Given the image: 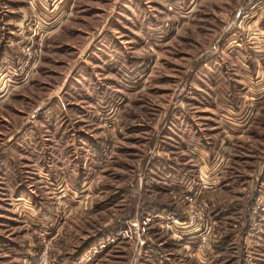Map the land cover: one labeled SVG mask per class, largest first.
Segmentation results:
<instances>
[{
  "label": "rangeland",
  "instance_id": "1",
  "mask_svg": "<svg viewBox=\"0 0 264 264\" xmlns=\"http://www.w3.org/2000/svg\"><path fill=\"white\" fill-rule=\"evenodd\" d=\"M248 1L252 0H70L71 15L58 30L35 29L29 12L25 18L31 22L21 24L19 32L0 34L4 41H22L23 63L28 52L37 59L22 83L9 88L11 92L25 87L20 95L13 94L0 105V150L15 157L6 162L1 156L0 166L12 168L11 177L22 174L12 179L23 185L1 196L0 210L6 215L0 218L15 225L2 226L9 255L0 257V264H24L28 258L12 256L10 249H15L11 244L24 247L26 237L39 241L33 248L40 252L47 244L55 248L49 259L58 264L60 252L72 253L91 243L92 253L98 252L90 264H122L128 242L103 246L115 238L98 240L110 236L101 234L106 227L128 213L144 224L149 211L140 210L147 202L168 204L180 213L185 188L169 193L163 188L168 179L158 178L157 171L185 158L183 150L189 145L184 133L170 138L166 123L177 109L193 104L188 102L201 84L207 90L199 93L206 100L209 87H214L213 100L207 104L215 108L209 118L199 110L191 114L199 120L195 131L201 140L190 145L198 147L203 158L202 153L207 154L200 167L208 169L196 182L189 177L183 184L193 183L192 192H199L194 205L211 206L214 201L213 209L218 208L213 213L210 208L209 217L228 243L217 264H264V55L253 49L259 46L252 43L251 34L257 35L248 29L264 22V0H255L260 10L245 19ZM17 3L29 10L26 2ZM4 16L0 14V21L11 32L17 18L3 20ZM51 90L58 95L47 102ZM95 101H100L98 112L91 110ZM36 105L61 111L63 125L73 127V140L64 142L57 128L54 144L44 137L33 144L8 143L23 118L20 112L29 113ZM78 108L88 110L90 120L96 121L80 124ZM80 125L97 139L94 146L81 142L76 134ZM42 171L51 177L38 179ZM260 202L262 211L257 210ZM32 213L45 216L47 223L49 215L54 224H32ZM255 225L258 233L250 234L249 227Z\"/></svg>",
  "mask_w": 264,
  "mask_h": 264
},
{
  "label": "crops",
  "instance_id": "2",
  "mask_svg": "<svg viewBox=\"0 0 264 264\" xmlns=\"http://www.w3.org/2000/svg\"><path fill=\"white\" fill-rule=\"evenodd\" d=\"M11 1H13V0H0V14H3V13L7 14V16H4L3 20L7 17H10V18H17L16 22H18L17 24H20V25L25 24V23H29V22H31L30 17H29V19H26L25 16L27 14H29V12H30V15L35 20L34 23H36V24H33L31 22L30 23L31 26H34L35 29H39V28L44 29L43 31L46 30V31L52 32V31L60 29V27L63 25V23L71 15V7H70V3H69L70 0H17L15 2H11ZM20 1H23L24 3L26 2L27 6L29 7V10H27V11L23 10L21 4L17 3ZM27 6H26V8H28ZM14 9H16V11ZM18 14H22V15L18 16ZM20 18H22L23 20L20 21ZM255 24H257V23L250 25L248 27V29L252 28V30L256 32L257 37L256 36L253 37L251 34V38L253 40H255L252 43L258 45L259 47H253V49H257L255 51H259V52L263 53L261 55V56H263L264 55V22L262 24H259V25H255ZM6 27H8V26H5L1 20L0 21V34L6 33V32H8V33L19 32V30H17L16 24H15V26H13L14 28L10 29L11 32H9V29ZM244 33H245V35H247L248 32H244ZM234 37H237V35H234ZM4 40L5 39L2 36H0V65L6 59H9L11 65H14L16 62H20L21 59H23V56L21 54V49H20V45L22 44V41L18 40V41L14 42V41H4ZM11 40H13V39H11ZM20 56H21V59H20ZM256 61H258V59H256ZM257 63H259V62H257ZM97 64H99V63L97 62ZM261 64H264V62H262ZM15 66H17V65H15ZM259 74H260V71H259ZM212 80L215 83V79L213 78ZM9 88H10V85H8V84H0V105L3 104L4 102H6L7 99L11 95H13V94L17 95L19 93V91L21 92L22 89H24L25 87L24 88L23 87L17 88L15 90H12L11 92L9 91ZM205 88H206V86L204 84L200 85L201 91L207 90V88L206 89ZM209 88H210V93H209L208 100L210 101V100H213L212 97H214V94H215L214 90L215 89H214V87L213 88L209 87ZM187 89L189 91H192L191 90L192 86L189 84L187 86ZM92 90L93 89H90L89 93H91ZM200 90L198 91V93H197V91L194 93L195 94L193 96L194 100L191 99L188 102V103L193 102L192 105L188 104L187 106L183 107L182 109H177L175 112V115H172L166 123L165 133L167 134V136H169L170 138H172V137L177 138V136L182 131V133H184V139H186L184 143L189 145V146L185 147L183 150V155H185V158L183 159V161H180V163H174V164L170 163L169 165H165V167H163L159 171H157V177L158 178L161 179L163 177L165 180L168 179V182L165 184V186L163 188L166 189V191H168L169 193L175 192V191L177 192L180 190L183 191V189L186 187V184L185 183L183 184V181L179 182V181L173 180L174 176H178L180 178L182 177L183 179L189 178V177L190 178L195 177L194 179H192V181L196 182L198 179V178L196 179V177H199L201 175L200 173H204L208 169L206 167L205 171H203L200 167L201 162L203 164H206L205 161L208 158L207 154L202 153L206 156V158H205V156L203 158L200 155L199 148L198 147L194 148L193 145H190L192 143L199 144V142L201 140V136H199L198 132L195 131L196 130L195 126L197 125V123H195V122H197L199 120L194 118L193 115L191 116V114L197 113L199 110L203 114L207 115L209 118L212 115V111L214 110L213 109L214 105H210V104L208 105L207 104L208 100L201 97V96H204L205 94H200L199 93ZM19 95H20V93H19ZM55 95H58V94H56V92L54 90H51L46 95L47 98L45 100L47 102H49L51 98L57 97ZM63 95L64 94H62V97H63ZM102 95H103V93L101 92V96ZM84 96H86V95H84ZM61 98L59 99V101L62 102ZM80 99H81V97H80ZM80 99H75V100H80ZM99 102L95 101L96 104L91 105L92 106L91 110H95L96 112H98L99 111L98 110L99 105H97V104ZM201 102H203L204 104ZM70 105H72V103L67 104V106H70ZM64 106H66V105H64ZM91 106H87V107H91ZM39 109H41V110H39ZM210 110H211V112H210ZM78 111L80 112L79 114H82V116L80 115L79 117L83 119L80 122V124L84 123L85 124L84 126L89 125V120L91 118L88 114L89 111L86 110V113H85V109L81 110V108H78ZM16 113L19 116V112L17 111ZM20 115L23 118H22L18 128L16 129L17 131H16L15 136L13 135L12 138L10 137L7 139L8 143L13 142L14 144H17L18 146L24 145V144H33V143H37L41 137H44V138H47V140L50 143L52 142L54 144L56 142V139H57V134H56L57 128H59L57 133H59L60 130H61V132H63L64 142L65 141L68 142L70 140H73V137L71 136V131H70V129H72L73 127L66 125V124L63 125L62 118H64V116L63 117L61 116V111H59L57 114L56 110L55 109L53 110V108H51V107L45 108V107L36 105L34 108H31L29 113H26V112L24 113L22 111V112H20ZM92 120L96 121V118H94V119L92 118L90 121H92ZM78 121H75V122L77 123ZM57 123H60L61 126L60 125L58 126ZM97 127L100 129V124L97 125ZM20 128H21V130H20ZM81 128H82V125H80V127L76 129V134L80 135L81 142L84 144H86L88 142L90 144H92V143L94 144V142L97 141V139L94 140V139L90 138L86 132H83V130H81ZM41 129H45V131H47L48 133L45 134L43 131H41ZM166 138H168V137H166ZM58 143H59V141H58ZM94 150L96 151L97 147H94ZM194 150H196V152H194ZM7 155H8L7 152H3L0 150V157L4 156L5 157L4 161L7 162V160H15V157L7 156ZM20 156H22V154H20ZM23 159L25 160V158H23V157L20 160L23 161ZM173 159L178 160L177 157H173ZM182 162H185L188 165L186 166ZM8 170H9L8 168L3 167L2 165L0 166V194H1L0 195V205H2L1 196H3L4 192H7L8 190H10L12 192L16 188L21 189V187L23 186L21 184V182L18 183V181L16 179L19 175L22 176V174H19V175L17 173H16V175L12 174V177H16L15 182H14V179H12V177L10 176V173H11L10 171L12 170V168H11V170H9V171ZM14 170H16V169H14ZM208 172L205 175L207 177H208ZM153 173H154L153 170L150 169V172L148 174L151 176V175H153ZM49 175H51V174H47V171H42V173L37 174V177L39 179L42 176L48 177ZM49 177H51V176H49ZM156 182H159V181L155 180V183ZM153 187H155V189H156V187H158V185L153 184ZM213 202H211V209H213ZM214 204H216V202ZM165 205H168V204H165ZM19 208H20V206H19ZM40 208H41V206L39 205V202H38L36 204L35 209L39 210ZM16 209H18V208H16ZM176 210H178V209H176ZM217 210H218V208H216V209L214 208L212 210V213L216 212ZM140 212L142 213L145 211H144V209L141 208ZM163 212L174 215L172 213L167 212L166 210H163L161 213L147 212L145 217L142 219V221H144V224L142 222L143 231H144V238H143L144 244L140 248V253L137 256L139 258V260L137 258L138 262L136 261L135 264H217L218 257L220 256L222 251L226 250V247H227L226 244L228 243V241H226V237H225L224 232H223V234L218 233V241L217 242L220 244V245H218L219 246L218 252L215 250V247H216V245H215V247L213 248V250H214L213 255H209V254L204 253V252L201 253L198 251V234H197V232L195 230H191L188 228L185 229L184 226H182V224H180L178 226L174 225V226L169 227L166 218L162 217ZM4 213H5V210H2V211L0 210V217L2 215H6ZM31 215L32 216L29 217V219H32L31 220L32 224H35L37 226H42L45 223H47L45 221V218H44L45 216L44 217H41V216L38 217V215L33 216V213ZM46 218L48 220V223L50 221L51 224H54L55 219L53 217L51 218L48 215V216H46ZM174 218L177 221H180L179 223H182L181 221L183 219L181 220L177 216H174ZM7 224L15 225V224L9 222L7 218L6 219L0 218V257L3 256L6 259H8V255H9L8 254L9 243H8V237L7 236L5 237V234L2 231V226L3 225L7 226ZM166 224L168 225L167 227H166ZM2 232H3V234H2ZM40 232L41 231H38L37 236H35L37 239H39ZM134 239L135 238L132 234V231L128 227H125L121 231V234L119 236L109 240L108 242H105V243L103 242L102 245L103 246H106V245L111 246L112 245L111 247L115 248L113 246L118 245L120 240H127V242H128L127 252L123 251V252H125V258H124L125 260H124V263H122V264H131L133 261V257L135 255L134 254V252H135L134 251L135 250V240ZM22 240L26 242V244H24V247H22V248H21V246L17 247L16 244H11V246L15 248V249H13V248L10 249L11 255L12 256L20 255V257L22 256L25 259L28 258V259H26V261L23 262L24 264H26V263L27 264H36V256H37L36 252L39 248H37L35 250V248H33V247H34V242L36 244L39 241L38 240L33 241L32 239L30 240L29 237H26L25 240L24 239H22ZM221 241H222V243H221ZM96 244H97V241H96ZM84 247H82L80 249L83 251ZM96 248H98V247L96 246ZM80 249L78 248L75 251H72V253L63 252L65 258H64V260L59 261L60 262L59 264H68L67 263L68 257L75 255L76 251L78 252ZM32 251L35 252L33 256H31L33 254ZM97 252L98 251L96 250L95 254ZM61 253L62 252H60L57 255L59 256ZM100 253H101V251L97 255L99 256ZM95 254L94 253L89 254L88 256H86L85 260L79 264H90L91 263L90 261L95 257ZM140 255H142V256H140ZM89 256H91V257H89ZM66 258H67V260H66ZM71 264H77V263H71Z\"/></svg>",
  "mask_w": 264,
  "mask_h": 264
},
{
  "label": "built area",
  "instance_id": "3",
  "mask_svg": "<svg viewBox=\"0 0 264 264\" xmlns=\"http://www.w3.org/2000/svg\"><path fill=\"white\" fill-rule=\"evenodd\" d=\"M259 4H260L259 1H255V0L248 1L243 11L244 18L246 19L248 15H253L257 11H259L260 10ZM19 27H20V24H17V30L19 29ZM24 60H26L25 63H23V60H22L20 64L15 66L14 68L11 65L9 59L4 60V62H2L0 65V84H8L10 85V87L19 86L20 83H22L24 79L22 77L29 75V72H28L29 68L34 69V67L37 64L36 57L32 58V55L29 52L25 56ZM25 72H28V73L26 74ZM193 185H194L193 183L191 185H189L188 183L185 187L186 191L183 192L184 193L183 195L184 208H182L180 211L181 218L183 219L181 221L182 223H179L180 221H177L175 219L176 217L174 218L175 215H171L166 212L162 213V217L166 218L169 227L174 226V225L178 226L182 224V226H184L185 229L188 228L191 230H195L198 234V251L201 253L204 252L209 255H213L214 254L213 248L218 243L217 242L218 233H216L215 228L212 227V221L209 217V209L211 208V206H210V203L203 204L204 206L194 205V203L198 200L200 195H199V192H196V191L194 193L192 192L194 190ZM130 188L132 190L135 189L133 184H130ZM137 192L139 193V191ZM261 204L263 203L260 202L257 206V210L259 211H262V206H260ZM116 224H125L132 231V234L136 241H135V250H134L135 255L133 257V261L131 264H135L136 258H138L137 256L140 252V248L144 244V239H143L144 231L141 225V220L139 217H135L132 213H128V215L124 217H119L116 221ZM168 225L166 224V227ZM254 228L256 229V225L249 227L250 234L254 233V231L256 234L258 233V231L255 230ZM245 240L246 238L244 239V241ZM50 250L54 251L55 248L51 247L50 244L49 245L47 244L44 246V248L42 249L38 257V264H58L55 261L49 259Z\"/></svg>",
  "mask_w": 264,
  "mask_h": 264
},
{
  "label": "trees",
  "instance_id": "4",
  "mask_svg": "<svg viewBox=\"0 0 264 264\" xmlns=\"http://www.w3.org/2000/svg\"><path fill=\"white\" fill-rule=\"evenodd\" d=\"M97 149H98V147H97ZM173 180L182 182L183 181V178L182 177L180 178L178 176H174L173 177ZM143 209H144V211L156 212V213L161 212L163 210H166L167 212L174 214L175 216H177L178 218H180L182 220V218H181L180 213H179L178 210H176L175 208L170 207L168 205H164L162 203L159 204V203H156V202H147L146 205L143 206ZM123 228H124V225L123 224H113L110 227L108 226V227H106L103 230V232L101 234H103V233L104 234H107V232H108L110 234V236H106V237H103V238H101V237L99 238L98 237L99 238L98 240H101V239L108 240L110 238L116 237V235L120 231H122ZM93 248H94V244H92V243L91 244H86L85 247H84V249H83V251L79 248L80 250L78 252L76 251V254L75 255L68 257V260L66 258L67 263L68 264H71V263H77V264H79V263L83 262L85 260L86 256H88L89 254H92ZM217 249H218V247L217 248L215 247V250L216 251H218ZM39 252H40V249L37 250L36 255ZM64 258L65 257H64L63 252L59 256L56 257V259L59 260V261L64 260Z\"/></svg>",
  "mask_w": 264,
  "mask_h": 264
}]
</instances>
